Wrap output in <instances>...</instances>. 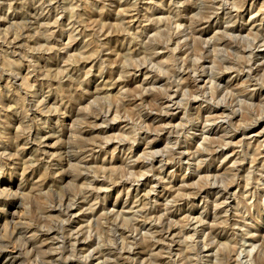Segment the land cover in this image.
<instances>
[{"label":"rangeland","instance_id":"374dc122","mask_svg":"<svg viewBox=\"0 0 264 264\" xmlns=\"http://www.w3.org/2000/svg\"><path fill=\"white\" fill-rule=\"evenodd\" d=\"M170 1H143L145 4H140L138 10L123 4L124 2L129 4L130 0H59L58 6L62 9L53 10L46 18L30 11L37 7L35 4L38 0H17L13 4V7H16L12 10L8 9L10 3L0 0V78H9L8 82L5 78L0 81V120L1 116L7 114L10 117L26 115L24 106L28 103V97L39 91L46 102L50 100L49 104L32 110L36 114L34 117H37L34 121H32L34 117L32 120L23 119L24 123L12 121L9 131L16 133L17 130L25 132L30 129L31 131L43 130L48 137H53L49 143L52 148L49 150L52 151L53 160H55L41 157V161L31 165L30 171H26L27 174L24 177L19 167L9 166L7 162L0 165V201L5 202V205H0V241L5 237V243H9L5 254L13 251L12 249L20 251L19 254L15 252L16 264H36L47 256L44 254H50V250L42 251L38 248L42 240L49 238L47 236L32 240L31 246H28V239L32 234L27 235L26 230L16 238L11 236L14 231L10 217L16 213V217L19 218L25 213L24 210L18 209V205H22L24 209L27 207L30 221L23 220L22 223L28 224L31 227L30 231L34 230L33 232L36 233L41 227L40 230L44 234L46 232L53 234L48 242L51 252L53 249L61 250L62 260L66 263L78 264L83 261V258L73 257L70 252L63 253L64 248L70 251L67 245L68 239L81 230L80 234L84 235V239H87L90 245L95 244L92 246L95 258L92 264H264V194L258 188L252 189L250 193L247 192L243 196V192L235 188L236 196L233 199H236V203L228 209L221 205L220 196L205 193L192 203L168 204L161 189L145 187V180L148 177L151 178V173L145 178L141 177L140 171L131 173L121 160L123 156L114 154V148L119 143L128 148L138 147L141 162L147 165L157 162L154 160L156 157L168 161L167 170L155 163V167L165 170L163 177L167 180L166 182L176 174L181 179L187 177L193 188L205 187L206 184L209 186L217 175L220 177V182L217 180L219 186L226 185L232 179L238 180L236 177H231L234 173L228 174V168L234 161L228 160L223 163L224 159L214 160L211 163L216 173L210 169V173H202L200 176L194 167L191 169L187 167V162L183 165L172 163L173 138L170 133L163 132L169 125V120H163L166 116L176 114L178 120H175L173 124L178 125L182 123L181 119L185 116L186 121L181 126L185 128L188 125L187 122L194 123L198 119L196 115H191L190 109L198 108L199 104L192 103L191 107L188 106L173 113L169 108L161 106L164 97L169 95L166 91L171 92L173 72L176 70L172 64L175 58V52H173L175 46H169L173 38L172 20L168 10ZM209 1L178 0L181 4L177 7L181 10L195 9V12L184 16L185 24L189 28L202 24L203 28L209 30L206 35L196 37L195 46L199 48L195 54L196 57L204 52L202 49L206 42L223 41V32L226 27L242 28L244 37H250V39L258 36L256 27L262 26L264 31V0H260L257 5L253 0H231L234 4L231 11L232 20L222 11L206 10L209 5L200 13L202 4H210ZM41 4L42 1L39 6ZM147 7L151 9L155 7L157 12L153 13L152 10L147 12ZM214 13L216 15L213 19L221 24L219 27H222L219 31L209 29L207 25L208 18ZM56 14L58 17L61 14L66 15L64 21L59 23V27L54 24L56 19L53 17ZM39 17L42 18L41 22L38 21ZM159 20H162L161 24H158ZM72 23L82 25L85 30V35L78 37L76 43L71 39L72 26L69 28L67 26ZM59 30L60 33H58ZM158 31L160 33L156 37ZM53 33L56 36H53ZM147 34L148 37H146ZM21 40L23 41L19 47ZM142 41L145 43L144 48L140 46ZM234 41L225 43L224 48L227 49L229 57L238 60L240 56L234 55L232 49L228 50L231 48L229 45ZM14 43H17L15 56L8 54L13 50ZM132 46H134L133 49H138L140 55L135 56L134 59H131L135 55ZM241 49L244 48L241 47ZM159 51L160 56L157 57L156 53ZM99 52L104 63L98 62L100 61ZM202 57L206 58L207 55ZM5 58L13 64L12 68L4 66ZM36 58L39 60L38 63L32 61ZM145 63L154 69L150 77L137 70L138 65ZM253 67L258 68V66ZM100 73L103 74L100 75ZM16 76L18 78L13 82L12 77ZM228 76L232 82L230 90L235 92L234 95L239 93L240 99L244 100L246 98L244 94L254 90L253 86L256 83H249L250 88H245L243 84L248 81L246 78L238 79L233 71H229L225 78L226 82ZM185 78L188 80L189 77ZM257 79L260 81L258 84L264 86V69L261 70ZM106 80L109 82L107 84L109 86L105 87L108 93L100 92ZM200 85L204 86V83ZM263 92L264 89L260 93L257 91L256 94H263ZM97 95H99L98 98H96ZM236 99L232 108L240 111L241 117L232 119L233 129L235 131L262 130L264 104L256 101L254 109L249 110L245 105L240 106ZM1 100L4 101V106ZM31 112L28 113L29 116ZM67 115H70L69 118ZM98 115H108L109 122L104 124L98 121L96 126L87 128L84 119L90 118L91 122H94V118H98ZM113 118L116 121L110 120ZM65 119L68 120L67 123H64ZM55 124L58 125V130L61 128L66 133L56 132L57 135H55L52 131ZM190 126L188 125L185 132L180 133L179 141L187 142L190 139L191 151L195 152L197 147L201 151L204 149L203 138L195 128ZM102 130L106 133L103 134ZM75 132L80 133L85 140L76 137ZM81 132L84 133L81 134ZM6 133L0 123V143L7 136ZM121 133H124L122 138ZM145 134L148 139L143 140ZM54 136L62 138L56 139ZM103 136L113 147H110L107 152L96 155L99 158L98 163L92 164L90 169H86L85 166L82 169L81 165L78 169L77 158L72 157L70 146L95 144V141H101ZM204 137L208 138L209 134ZM263 139L261 138L262 142H264ZM254 144L257 143L239 134L233 145L229 146L230 155L238 154L236 158H238L239 166L241 162L245 164V168L241 170L243 175H248L251 167L249 163L251 157L246 158L243 151H247L248 147ZM151 148L155 152L149 153ZM66 150H69L67 155ZM207 154L208 151H202L195 158L201 160L203 158L200 156ZM249 154L251 156L252 152ZM89 159L92 161V157ZM105 159L106 163H103ZM102 170L104 174L98 175V171ZM237 170L240 169L237 168ZM88 173L91 182H103L105 177L110 183V189L104 192L105 197L101 196L103 188L88 185L87 190L91 191L94 188V198L99 199L90 204L92 217L78 216L66 221L65 218H60L58 211L48 214V210L53 208L58 210L63 199L76 195L81 188H84ZM78 175L80 178L75 181L74 178ZM41 177H44V182L47 184L42 189L46 196H40L38 193L40 189L35 187V183ZM190 177L193 178L189 179ZM63 178L64 181H62ZM207 178L212 179L208 181ZM121 181L126 185H122ZM137 187H140V191ZM152 189L158 191H151ZM20 190L23 195L20 196L19 202L23 200L24 203H13L15 199L13 196L18 195ZM139 194L145 195V200L140 199ZM216 199L218 202L214 204ZM135 202L136 206L133 205ZM205 202L212 205L210 206L212 212L215 206H219L217 220L213 219L215 217L213 215L199 217L201 215L199 210ZM225 210H228V213ZM198 218H202L203 221V224H197L203 226L197 232V236L202 237L201 242L204 239L203 231L208 234L209 228L215 226L217 221H228L234 228L229 229L230 232L227 230L228 233L222 231L221 233L225 234L221 237L213 236L212 241L206 243L205 254L203 252L201 255L202 245H198L200 241L191 242V238H194L196 233L188 232L189 226L196 224ZM7 226L8 229H6ZM243 236L249 238L247 243L242 240ZM23 246L26 251H22ZM82 248V246L79 247V250ZM244 250L246 251L242 252ZM248 253L251 257H248ZM0 260L4 262L6 256L0 255Z\"/></svg>","mask_w":264,"mask_h":264},{"label":"bare ground","instance_id":"6f19581e","mask_svg":"<svg viewBox=\"0 0 264 264\" xmlns=\"http://www.w3.org/2000/svg\"><path fill=\"white\" fill-rule=\"evenodd\" d=\"M4 3H10L9 10H12L16 6L13 7V4L17 0H2ZM42 1L41 6H39V3ZM143 1L147 2L149 0H130V3L126 4L124 2V5H130L139 10L140 4H145ZM209 1V0H208ZM247 1V0H246ZM259 3L260 0H253ZM210 4H202L201 11L206 7V10L211 11H222L230 20L233 19V16L231 15L232 8H234V4L231 3V0H211L209 1ZM181 3L178 2V0H171L169 2V13L172 20V41L170 42L169 46H175V49L173 52H175L174 59L172 60V64H174V67L176 70L173 72V86H171V92L166 91L168 96L164 97L161 106L165 107L166 109L169 108L170 112H176L179 109L185 108L192 105V103H198V108H191L190 113L192 116H197V120L193 122H187L188 125H191L190 127L195 128L196 132L199 133L201 138H203V150H199V147L196 148L195 152H192V148L189 145V141L187 142H181L179 141L180 133L185 132L186 128H181L183 125V122H185V116L183 119H181L180 124L174 125L173 122L175 120H178L177 115L175 116L170 115L166 116L163 121L169 120V125L164 128L163 132L170 133L172 135V145H173V153L174 158L172 159V163L175 165H183L185 162H187V167L191 169V167H194L196 173H198V176H200L202 173H210V169H212L213 173H216L215 169L213 168V165L211 162H214V160L218 159H224L223 163H226L228 160L229 162H232V166L228 168L229 173H234L231 177H236L238 180L232 179L229 183L223 186H219L218 182H220V177L217 175L213 179V183L206 184L205 187H198L193 188L190 186V181L187 179V177L179 178L176 174L174 177L172 176L171 180L166 182L165 178L163 177L164 171L167 170V164L168 161L163 158H154L156 160L157 165L161 166L162 168H165V170H160L159 168L155 167V163L153 164H145L141 162V158L138 155L139 148L138 147H132L128 148L121 143H119L114 148V154L118 153L121 156V160L123 161L126 168H128L131 173H134L135 171H140L141 177L145 178L149 173H151V178H146L145 187L152 188L155 187L157 189H161L163 191V195L168 200V204L174 203L177 204L178 202H186V203H192L198 197L203 196V194H214L216 196H220L219 201H221V205L225 206L226 209L231 208L234 203H236V199H233V197L236 196V192H234L235 188L239 189L241 192H243L242 196L245 193H250V191L254 188H258V190L264 194V152H262L264 148V142H262L261 138H264V128L262 130H250L244 129L241 131L240 129L235 131L233 129V120L236 117H241V112L237 111L236 109H233V105L235 104V98L237 103L240 106H246V108L254 109V106L256 105V101L261 102L264 104V92L263 94H256L257 91L259 93L263 91L264 86L258 83L260 82L257 77L262 69H264V31L262 30V26L256 27V37L251 38L250 37H244V29L242 28H235V27H226L224 28L223 32V38L224 40L221 42L216 41H208L205 43L204 48L202 49L201 55L199 57H196V53L199 51V48H197L196 45V37L197 36H204L206 35L209 30L206 28H203L202 24L198 27L189 28L185 23L184 16L187 14H191L195 12L194 8H191L189 10L184 9L181 10L178 5ZM59 0H38V2L35 4L37 6L36 8H32L30 11H34L35 14L38 16L46 17L48 18L53 10H61L62 7H59ZM247 5V4H246ZM1 6V5H0ZM145 6V5H144ZM149 10H152L153 13H156L157 10L155 7H147V12ZM243 13V12H242ZM253 15L252 13H249ZM216 15L215 13L208 18L207 25L209 26V29L213 30H221L222 27H219L221 25L218 21H215L213 19V16ZM27 16V15H25ZM66 17L65 14H61L59 17L56 14L53 18H55V25H58L59 23L64 21V18ZM219 17V16H217ZM42 18L39 17L38 21H42ZM61 20V21H60ZM150 21V20H147ZM162 20L158 21V24H161ZM263 22V21H262ZM68 28L72 26V32H71V39L73 42L76 43L78 41V37H83L85 35V30L82 25L80 24H69L67 25ZM77 26V27H76ZM60 33V30L58 31ZM160 33L158 31L156 33L157 35ZM53 36H56L55 33H53ZM148 37V34L146 35ZM233 44H230L228 50L232 49L234 55H239L240 57L238 60H235V58L229 57L227 49L224 48V44L228 43L229 41H233ZM23 40L20 42L21 43ZM241 41V42H240ZM52 42V40H51ZM143 42V41H142ZM193 42V43H192ZM13 45V43H11ZM15 45L17 43H14L13 50H11L8 54H11L15 56L17 52L15 51ZM74 45V44H73ZM141 47L144 48L145 43L143 42ZM244 48V49H241ZM17 48V47H16ZM134 46H132V49ZM135 51V55L131 57V59H134L135 56H140L138 54V49H133ZM99 60L98 62L104 63L103 58H100L101 52L98 53ZM207 55L206 58H203V55ZM156 56H160V51L156 53ZM193 58H197L198 60H194ZM35 63H38V58L32 60ZM4 66L8 68H12L13 64L9 63V59L5 58L3 62ZM145 66V67H144ZM253 66H258L257 69H254ZM104 67V66H103ZM102 67V69H103ZM138 72H143L144 75H148L147 77H150L152 75V69L150 66H148L146 63L143 65L137 66ZM229 71H233L234 74L237 75L238 79L246 78L248 81L243 84V87L250 88V84L256 83L255 86H253L254 90L252 92L247 91L244 96L246 98L244 100L240 99V94H235L232 90V82H230V77L228 76V81H225V78L227 77V73ZM103 73H100V75ZM188 76V80L185 78ZM191 77H193L191 79ZM5 77L0 78V81H2ZM11 78V77H10ZM17 76L15 78L12 77L15 82L17 80ZM103 79V76L101 77ZM8 82L9 78H5ZM114 81V79H113ZM109 82L106 80L103 84V89L100 90V92L106 91L108 93V90L105 89V87L109 86L107 85ZM204 83V86H201L200 84ZM250 83V84H249ZM26 85V82H25ZM249 86V87H248ZM258 88V89H257ZM194 89V90H193ZM174 90V92H172ZM99 92V93H100ZM107 93L105 95H107ZM182 96V99H180ZM235 96V97H234ZM99 95L96 96L98 98ZM27 100L28 103L25 104L24 108L26 109V115H12L11 117L7 115L1 116L2 119L0 120L1 128H5L6 135L3 139V142H1L0 146V165H2L4 162H7V164L13 165L15 167H19L22 170V176H26V171H30V166L35 164L36 162L41 161V157L47 158L49 160H53V153L51 150L52 147H50L49 143L53 137H48L47 134L43 132V130H34L32 129L28 131H19L17 130L16 133L14 131H9V127L12 124V121L16 122H22L23 119H31L36 115L32 110L34 108L47 106L50 102L45 101V99L42 97L41 93L39 91L32 93L31 96L28 97ZM8 99V97H7ZM241 101H240V100ZM94 101H98L95 100ZM46 102V103H45ZM1 104L4 106V101L1 100ZM176 109V110H175ZM187 110V109H186ZM32 111V112H31ZM31 112V116L28 115V113ZM35 114V115H34ZM189 115V114H188ZM68 118L70 115H67ZM43 117V116H42ZM98 118H94V122H91L90 118H86L85 124L87 128H91V126H96L98 121H102L104 124H107L109 122L108 115L107 116H101L98 115ZM37 117H34L32 121H34ZM111 121H116V119H110ZM31 121V122H32ZM68 120L65 119L64 123H67ZM170 124H173V126H170ZM35 129L34 127H30ZM58 125L55 124L52 127V131L56 134L57 133H66L65 131L58 130ZM62 131V132H61ZM66 131H68V128H66ZM84 132H81L83 134ZM102 133L105 134L106 131L102 130ZM196 133V134H197ZM242 134L244 138H249L250 140L254 141L257 144H254L253 146H249L247 151H243L244 156L246 158L251 157L249 163L251 164L250 171L248 172V175L241 174V170L245 168V164L241 162V165L239 166L238 154L231 153L230 155L229 151H231V148L229 146L233 145L234 141L236 140L237 136L239 134ZM50 134V133H49ZM206 134H209L208 138H205L204 136ZM74 135L76 137L84 139L80 133L75 132ZM14 136V138H13ZM121 138L124 136V133L120 134ZM211 136H218L217 138H212ZM56 139H61L62 137H56ZM143 140L148 139L147 134L144 135ZM197 139V138H196ZM85 140V139H84ZM264 140V139H263ZM170 141V139H168ZM76 143V142H75ZM70 150H72V157L77 158L76 164L77 168L79 169V165H81L82 169L83 166H85L86 169H90L92 164H97L99 158L96 157V155L107 152L110 147H113V145L110 144V141L104 138V136L101 138V141H95V144H73L70 146ZM244 148V146H243ZM50 149V150H49ZM202 151H208V154L206 156H200L201 160L198 158H195L197 154H199ZM150 152H155L153 148L149 150ZM252 152V155L249 156ZM65 154H69V150H66ZM103 155H106L103 153ZM125 155V157H124ZM89 156V157H88ZM92 157V161L88 158ZM194 157V158H192ZM86 159V160H85ZM85 161V162H84ZM103 163H106V159L103 160ZM51 164V163H50ZM22 166V167H21ZM62 166V165H61ZM98 168V167H97ZM239 168L240 170H237ZM60 169H63L60 167ZM98 170V169H97ZM99 174H104V171H98ZM258 174V175H257ZM257 175V176H253ZM44 177H41V181L39 180L36 184V188L40 189L38 190V193L40 196H46V194H43V190L46 187V182L43 179ZM80 176L78 175L74 180L76 181ZM193 177H190L189 179H192ZM212 178H207L206 180H210ZM86 185H84V188H81V190L73 196L66 197L62 200V203L59 204L58 210L52 209L48 210V214L52 211H58L57 213L60 215V218H65L64 220L69 221L73 219L74 217H87L91 218L92 212L91 210V203H95L99 199L94 198L95 189H91V191L87 190L88 185L91 186H100L101 196H106L104 192L110 189V183L109 180H107L104 177L103 182H91L89 173L86 174ZM218 180V182H217ZM64 181V178L62 179ZM78 181V180H77ZM138 182V181H136ZM207 182V181H206ZM256 182V183H252ZM245 183V187H244ZM120 184V183H118ZM122 185H126L123 181H121ZM205 184V182H203ZM261 184V185H260ZM134 186V185H130ZM22 188V187H21ZM84 189V190H83ZM157 189H152L151 191L157 192ZM137 190L140 191V187H137ZM149 194V192L147 193ZM23 195L22 190L18 192V195L13 196L14 202L20 201V196ZM93 195V196H92ZM12 197V196H11ZM140 199L145 200V195L142 196L139 194ZM250 197V196H249ZM13 199V198H11ZM204 200V199H203ZM230 200V201H229ZM19 203H24L23 200ZM218 200L216 199L214 201V204H216ZM12 203V206L14 205ZM0 205H5V202L0 201ZM134 206L137 205L135 202L133 204ZM212 206L211 204H208L205 202V205L200 208L199 212H201V215L199 217H209V216H215L213 217L214 220H217L219 216H216L218 214V208L219 206H215L212 212V209L210 208ZM137 208V207H135ZM17 209V208H16ZM18 209L24 210L25 213L22 214L19 218L16 217V213L10 217L13 226V233L11 236L13 238L18 237V235L22 234L24 230H26V234H32L30 236V239H28V246L32 245V240H38L39 237L44 238L45 236L49 237L45 240H42L38 246V248L42 251L50 250V254H44L47 255L46 257H43L42 260L39 263L36 264H72V262L63 261L62 253H60L61 250H52L50 249V244H48L50 236L53 234L46 232L44 234L42 232L41 227L38 228L37 232L30 231L31 227L26 224L24 225L22 223L23 220L30 221L29 213L22 205H18ZM226 213H228V210H225ZM223 213V211H222ZM15 220H18V222H15ZM197 224H203L202 218H198L196 220V224H191L188 228V232H195L196 235H194V238H191V242L194 243L195 240H199L200 244L202 245V249L200 251V254H205L206 248H207V242L212 241V237H221L225 233H221L222 231H228L229 229L234 228L228 221H217L215 223V226H212L210 229V232L206 234L205 231H203L202 236H204L203 241L201 242L202 237L197 236V232H199L200 228L203 227L201 225ZM24 225V226H23ZM193 228V229H191ZM8 229V226L6 227ZM228 230V231H227ZM81 230H79L75 235L68 239L67 245L70 251L67 249H63V253H68L73 257H81L83 258L82 263L78 264H92L95 262L94 258V251H92V246L95 244L90 245L87 241V239H84V235L80 234ZM38 234V235H37ZM248 237L243 236L242 240H244L246 243L248 242ZM255 239V238H253ZM2 241V242H1ZM0 241V255L6 256V260L3 262L0 260V264H16L17 257H15V252L19 254L18 249H12L13 251L7 253L8 244L5 243V237L3 240ZM84 241V243H82ZM80 243H82L80 245ZM66 244V243H65ZM83 247L79 250V247ZM26 251L25 246L22 247V251ZM92 251V252H91ZM209 251V250H208ZM246 250L242 251L245 252ZM248 257H251V255L248 253ZM256 260V259H255ZM254 260V262H255ZM193 264H199V263H193ZM244 264V263H242Z\"/></svg>","mask_w":264,"mask_h":264}]
</instances>
